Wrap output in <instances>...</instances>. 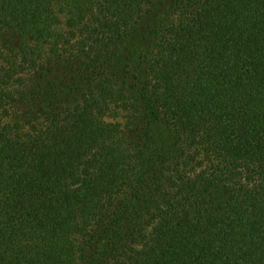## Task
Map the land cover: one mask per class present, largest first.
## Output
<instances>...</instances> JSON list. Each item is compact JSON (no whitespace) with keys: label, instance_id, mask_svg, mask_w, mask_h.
<instances>
[{"label":"trees","instance_id":"1","mask_svg":"<svg viewBox=\"0 0 264 264\" xmlns=\"http://www.w3.org/2000/svg\"><path fill=\"white\" fill-rule=\"evenodd\" d=\"M0 264H264V0H0Z\"/></svg>","mask_w":264,"mask_h":264}]
</instances>
